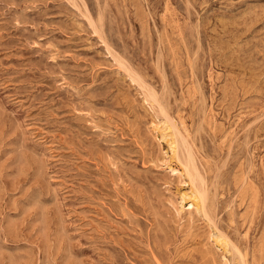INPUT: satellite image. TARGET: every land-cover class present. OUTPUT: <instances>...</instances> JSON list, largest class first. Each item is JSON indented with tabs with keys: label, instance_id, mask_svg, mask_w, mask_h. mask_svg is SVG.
<instances>
[{
	"label": "rangeland",
	"instance_id": "1",
	"mask_svg": "<svg viewBox=\"0 0 264 264\" xmlns=\"http://www.w3.org/2000/svg\"><path fill=\"white\" fill-rule=\"evenodd\" d=\"M0 264H264V0H0Z\"/></svg>",
	"mask_w": 264,
	"mask_h": 264
},
{
	"label": "bare ground",
	"instance_id": "2",
	"mask_svg": "<svg viewBox=\"0 0 264 264\" xmlns=\"http://www.w3.org/2000/svg\"><path fill=\"white\" fill-rule=\"evenodd\" d=\"M88 20V19H87ZM95 33V32H94ZM132 78V77H131ZM136 78V77H135ZM139 81V80H138ZM139 86V85H138ZM151 88V87H150ZM152 91V90H151ZM156 94V93H155ZM148 101V100H147ZM146 101V102H147ZM161 101V100H160ZM166 122V121H165ZM174 136V135H173ZM172 137V136H171ZM175 137V136H174ZM176 142V141H175ZM176 145V144H175ZM186 145V144H185ZM169 147H170V150L172 151V153H174L173 151H174V149H175V147H173V143L172 144H169ZM177 148V147H176ZM188 148V147H187ZM182 166V165H181ZM169 168H170V166H169ZM171 170V169H170ZM172 172H175V171H172ZM179 173V172H178ZM186 173V172H185ZM193 181V180H192ZM195 189V188H194ZM202 193V192H201ZM200 193V194H201ZM200 194H198L197 192H195L194 193V196H193V198L188 202L189 204H188V211L189 212H191V211H193V210H196V207L197 206H203L204 207V198H203V196H201ZM186 200V199H185ZM181 202H182V200H181ZM203 207H202V209H203ZM182 210V209H181ZM204 212V211H203ZM226 236V235H225ZM229 243V242H228ZM224 244V243H223ZM227 244V243H226ZM227 246V245H226ZM207 255V254H206ZM246 263V262H245Z\"/></svg>",
	"mask_w": 264,
	"mask_h": 264
}]
</instances>
